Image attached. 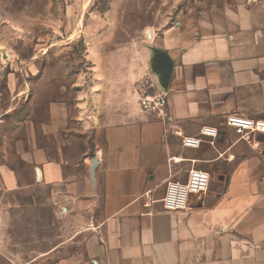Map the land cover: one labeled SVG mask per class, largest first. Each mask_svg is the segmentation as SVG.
<instances>
[{"label": "crops", "instance_id": "crops-1", "mask_svg": "<svg viewBox=\"0 0 264 264\" xmlns=\"http://www.w3.org/2000/svg\"><path fill=\"white\" fill-rule=\"evenodd\" d=\"M195 3L158 41L167 75L160 63L149 67L154 91L166 96L162 117L118 110L100 91L73 99L75 112L67 99H13L23 86L8 77L0 192L49 186L51 204L65 202L59 217L77 223L70 240L53 241L25 264H264V144L225 126L231 115L264 121V0ZM204 127L221 131L224 142L200 137ZM185 138L201 143L184 148ZM201 168L222 171L226 182L211 180L189 210L164 211L165 183ZM2 203L0 233L10 214ZM48 211L59 218L55 207Z\"/></svg>", "mask_w": 264, "mask_h": 264}, {"label": "rangeland", "instance_id": "rangeland-1", "mask_svg": "<svg viewBox=\"0 0 264 264\" xmlns=\"http://www.w3.org/2000/svg\"><path fill=\"white\" fill-rule=\"evenodd\" d=\"M195 1L0 0V99H11L7 79L15 77L23 89L13 99H67L75 112L73 99H93L100 91L116 98L118 110L140 109L138 94L161 51L162 33L199 8ZM221 172L211 180L224 183ZM50 192L49 186L0 192L10 213L0 233V264H25L53 241L74 236L77 223L66 213L59 217L65 202L53 206ZM54 207L57 220L48 211Z\"/></svg>", "mask_w": 264, "mask_h": 264}, {"label": "built area", "instance_id": "built-area-1", "mask_svg": "<svg viewBox=\"0 0 264 264\" xmlns=\"http://www.w3.org/2000/svg\"><path fill=\"white\" fill-rule=\"evenodd\" d=\"M138 106L144 114L157 117L165 115L166 96L154 91L151 79L143 81L138 94ZM225 126L245 142H255L256 135H264V121L242 115L228 116ZM220 134L221 131L214 128L204 127L200 130V137L210 138L211 145L217 144ZM200 143V139L185 138L181 145L184 148H198ZM210 185V174L202 169H191L185 177H172L165 183L163 210L171 213L189 210L191 203L199 202L208 193Z\"/></svg>", "mask_w": 264, "mask_h": 264}, {"label": "water", "instance_id": "water-1", "mask_svg": "<svg viewBox=\"0 0 264 264\" xmlns=\"http://www.w3.org/2000/svg\"><path fill=\"white\" fill-rule=\"evenodd\" d=\"M157 55H158V58L156 59L155 61V67H157V65L160 63L162 65V70H160L161 72H163V76H166L167 75V72L169 70V66H170V63L169 61L167 60V58L165 57V55H163V53H159L157 51ZM255 141H258V142H261V143H264V135L262 134H258L255 136ZM224 142V138H223V133L220 134V136L218 137L217 139V143H223ZM91 169H90V174H91V177H93V170L97 164V158L94 157L92 160H91ZM226 182V181H225ZM224 182V183H225ZM217 194H220L222 192V189L220 190H214Z\"/></svg>", "mask_w": 264, "mask_h": 264}]
</instances>
